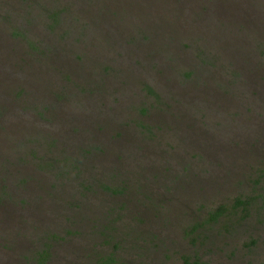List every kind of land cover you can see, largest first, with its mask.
I'll use <instances>...</instances> for the list:
<instances>
[{"label":"rangeland","instance_id":"obj_1","mask_svg":"<svg viewBox=\"0 0 264 264\" xmlns=\"http://www.w3.org/2000/svg\"><path fill=\"white\" fill-rule=\"evenodd\" d=\"M263 168L264 0H0V264H264Z\"/></svg>","mask_w":264,"mask_h":264},{"label":"trees","instance_id":"obj_2","mask_svg":"<svg viewBox=\"0 0 264 264\" xmlns=\"http://www.w3.org/2000/svg\"><path fill=\"white\" fill-rule=\"evenodd\" d=\"M58 14L59 13L56 12V11L51 14L53 16L54 22H56V23L59 21ZM184 73L186 75L185 71H184ZM187 73L189 74V72H187ZM143 80L144 79L140 80L141 81L140 84L141 83H146ZM256 81L260 82L261 80L259 81L258 79H256ZM248 85L251 86V87H254V88L257 87V83L251 84L249 82V80H241L240 82L239 81L235 82L231 87H229L230 88V90H229L230 92L229 93H231L232 91L234 93H237V94L238 93L239 94L246 93L245 92L246 88H244V87L245 86L247 87ZM143 87L148 92V94H151V95L154 96L156 102L158 103V109L161 110V108H162L161 107L162 94H164V93L162 91H159V89H155L154 87H152V85H149V84H145ZM256 92H257V90H256ZM246 96H247L248 99H250V102L253 103V98H255V97H253V98L249 97L247 94H246ZM202 109H204V107H202ZM205 112H207V111H205ZM203 116L206 117L205 114H203ZM208 127L209 126H207V128ZM187 146H188L189 149L186 150V149L183 148V150H186L185 152H188L189 150H193L191 145H187ZM182 147H184V146H182ZM38 164H40V163H38ZM260 174L264 177V168L260 169ZM105 187H107V186H105ZM249 205H250V201L248 200L247 197L246 198H241L240 196H237V197L234 198V201L231 204H229V205L224 204V203H219V204L215 205L212 208L209 207L208 211H207L206 218L203 221H200V219H198V218H194L193 223L190 224V222H189V224L186 225L189 228L188 229L189 231L187 232V235L190 236L191 240L195 241V239H198L200 237L201 228H202V226L204 224L209 223L211 221L217 222V221H219V218L224 216V215H226V217L230 216V218H229V220H230L232 218L231 217L232 214L236 213L238 209L245 212ZM201 206H203V204L199 205V208H197V209H200ZM224 226L226 227L227 224H224ZM112 229H114V227ZM50 237L51 236H49V238ZM45 245H47V244H45ZM39 254H40V257H41V258L39 257L41 259V261L43 259H45L47 257L46 248H45V250H43ZM95 254L98 257V262H101V264H110L114 260L112 252L102 253V254L95 253ZM194 254H196V251H195ZM182 255H183L184 264H192V263L188 262V260L185 258V257H189L188 254H182ZM39 258L37 260H39ZM195 263L198 264V262H196V261H195Z\"/></svg>","mask_w":264,"mask_h":264}]
</instances>
